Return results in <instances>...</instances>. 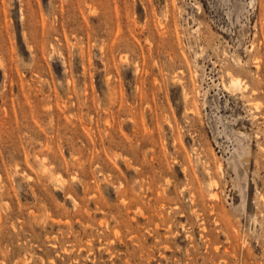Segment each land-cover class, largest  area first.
I'll return each mask as SVG.
<instances>
[{
	"label": "rangeland",
	"instance_id": "obj_1",
	"mask_svg": "<svg viewBox=\"0 0 264 264\" xmlns=\"http://www.w3.org/2000/svg\"><path fill=\"white\" fill-rule=\"evenodd\" d=\"M0 264H264V0H0Z\"/></svg>",
	"mask_w": 264,
	"mask_h": 264
},
{
	"label": "bare ground",
	"instance_id": "obj_2",
	"mask_svg": "<svg viewBox=\"0 0 264 264\" xmlns=\"http://www.w3.org/2000/svg\"><path fill=\"white\" fill-rule=\"evenodd\" d=\"M233 78H234V77H233ZM231 81H232V83H235L237 86H239L238 84H240V82L238 83V78H237V80H236V79H233V80H231ZM232 83H231V84H232ZM235 84H234V85H235ZM232 85H233V84H232ZM211 196H212V195H211Z\"/></svg>",
	"mask_w": 264,
	"mask_h": 264
}]
</instances>
